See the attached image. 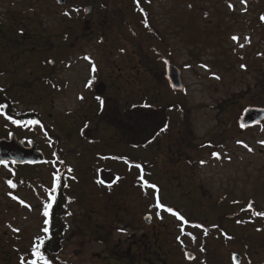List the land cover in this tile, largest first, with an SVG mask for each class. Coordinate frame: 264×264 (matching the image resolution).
Here are the masks:
<instances>
[{
	"label": "rangeland",
	"instance_id": "rangeland-1",
	"mask_svg": "<svg viewBox=\"0 0 264 264\" xmlns=\"http://www.w3.org/2000/svg\"><path fill=\"white\" fill-rule=\"evenodd\" d=\"M24 2L0 0V63L4 71L0 83L5 82L2 76L7 79L13 73L8 82L15 86V97L30 105L40 97L39 105H21L16 115L29 110L25 134L37 140L44 137L47 142L45 186L37 191L31 185L28 194L21 188L18 203L13 204L6 198L9 188L0 182V220L5 216L17 229H29V238L40 233L39 212L53 204L58 168L52 161L54 138L47 134L57 131L65 150L71 151L66 157L73 169L67 174L68 196L74 201L68 204L72 216L66 218L69 228L60 255L63 264H187L193 260H188L185 252L195 254L192 264H233L232 254L241 256V264H264V216L254 214L264 213V118L252 127L239 124L246 109L264 111V22L260 19L264 0H246V5L242 0H151L149 10L137 13L138 19L127 14L122 24L109 25L103 41L80 36L87 31L75 19L86 1L76 4L72 0L66 7L55 0ZM114 5L108 3L110 13ZM7 9L13 10L14 16H8L11 11L7 13ZM18 31L26 35L24 45ZM11 35L10 42L16 40V46L8 57L5 52H10L5 49L10 42L6 37ZM28 57L31 64H23ZM166 62L180 68L183 91L168 85ZM92 63L105 69L103 77L119 78L112 80L114 92L118 87L127 89L119 97L126 99L121 105L116 99L109 102L116 114H110L108 120L119 123L121 131L116 124L113 128L100 120L99 116H104L97 114L98 102L80 99L87 94ZM124 66L130 69L118 70ZM145 101L164 110L159 135L145 145L129 146L119 133L132 136L134 126L139 131L142 124L134 125L126 108L138 109ZM168 105L174 107L167 110ZM0 111L5 116L0 115V136L12 129L22 130L23 126L16 128L8 119H14L15 113L5 112L3 107ZM88 124L96 130L92 143L90 133L84 138ZM146 132L148 137L154 133L150 128ZM85 153L94 156V161ZM99 154L124 156L146 165L144 179L158 186L161 203L178 211L188 224L164 210L157 215L158 210L151 207L156 203L155 190L139 182L138 168ZM101 169L110 170L117 180L103 182ZM6 177V172L0 173V181ZM249 203L254 210L248 208ZM235 213L239 216L234 219ZM148 214L153 219L151 226L144 222ZM193 224L203 227L194 228ZM11 235L10 227L0 223L4 246L0 264H21L22 257L33 259L32 241L26 250L25 235ZM17 243L19 247L14 249Z\"/></svg>",
	"mask_w": 264,
	"mask_h": 264
},
{
	"label": "flooded vegetation",
	"instance_id": "flooded-vegetation-1",
	"mask_svg": "<svg viewBox=\"0 0 264 264\" xmlns=\"http://www.w3.org/2000/svg\"><path fill=\"white\" fill-rule=\"evenodd\" d=\"M29 1L30 0H27V2H26V0H25L24 4H27ZM55 1L59 6H62V4H65L64 5L65 7L71 6L73 4L72 0H67V1L65 0L64 2H63V0H60L61 3H58L57 0H55ZM75 1H76V4H78V3L81 4L82 1L88 2L86 5L81 4L82 5L80 7L81 14L78 18L75 19L76 24L78 26L86 28L87 32L83 33L80 36L82 39L87 40V41H92V40H96V39L103 41V39H104L103 35L107 31L106 28L109 27V25L112 26L115 23L118 25L122 24L123 23V16L127 15V14L130 17H132V20H136V18L137 19L139 18L137 13L140 14L142 12L141 9L149 10L150 4H151V0H139V3H137V0H75ZM111 2H114L115 5L113 6V10L110 13V10H109L110 5L108 6V3H111ZM12 4L15 7L20 6V4H15L14 2H12ZM87 8H89V10H90L89 13L87 12ZM72 9H73V7H72ZM123 9H126L127 11L126 10L124 11ZM9 11H11V13ZM82 11L84 12V14ZM8 12H9L8 16H14V14H15V13L12 14L13 10H11V9H7V13ZM127 12H129V13H127ZM20 15H22V14H20ZM12 30L13 29H11L10 31L8 30V32H9L8 34H10L12 32ZM17 34H22L19 37H21V39L23 40V41L21 40V42H23V45H24L25 44L24 38L26 37V35H24L23 31H18ZM14 37H16V36H14ZM11 38H12V35L10 37L9 36L6 37L8 42H10ZM15 46L16 45H14V47H13V44H9L8 48L5 49V51L10 52V53L5 52L6 55H8V57H9V55H11V52H13V48H15ZM1 49H4V48H1ZM37 49H38V46L34 47L35 53H37V51H38ZM30 60L31 59L29 57L26 58V60L24 61L23 64H25V65L31 64ZM167 63L168 62H166V65H167ZM36 64H37V66H40V64L38 62ZM93 64L96 65L95 63H92L91 68H89L91 71L90 73H92V74H91V77L89 79V84L87 85L89 87V88L87 87L88 88L87 94H82L80 97H83V99H81V98L80 99L82 101H89L88 99H90L91 101H95V102L99 103V101L97 100V97H101L104 100V105H107V107H110L109 102H113L114 99H116L118 101V102H116L118 104L123 103L126 99L123 100L119 97L123 96L126 93L127 89L120 90L122 88L118 87L116 89L117 92H114V90L112 88V86H114V83H112V80L119 79V78H117L116 76L115 77L111 76L110 72H112V71L108 72L111 77H109V78L103 77L102 74H104L103 70H105V69L100 67V66L99 67L95 66V71H93ZM2 69H3V66H1V63H0V75H2L4 72V71H1ZM123 69L125 71H128L130 68L124 66L123 68H119L118 70L122 71ZM39 70L44 72V69H39ZM131 70L133 71L134 68H132ZM94 72L97 76H99V74H100L102 76V78H98V77L93 76ZM12 77H13V74H12V76L10 75L7 79L5 76L1 77L2 78L1 80L5 81V82L0 83V89H2V91H0V107H3V110H5V112H8L10 114L12 112L15 113V116H13V118L18 121V123L15 124L16 128H19L20 126H23V128L20 131H18L19 129H15V130L12 129V130L6 131L4 135L0 136V141L1 140H8L9 141L12 139V135L15 134L16 137H14V138H16L18 141V143H16V145L19 148H21L22 151L31 149V147H33V144H34L35 149L40 151L43 154V160H44V158L46 160L45 152H46L47 142L45 141L44 137L41 136L42 138L37 140L36 138L32 139V138L28 137L27 134H25L26 132L24 131V126H26L27 123H24V122L27 121L29 111L27 109H23L18 114L19 116L16 115L17 114L16 108H18L21 105L28 107V106H30V104L26 103L27 101H25L24 98H19V97L17 98V96L15 97L14 91L12 90L13 88H15V86L12 84L11 81L8 82V80L12 79ZM44 77H45V74L43 75V77L39 76L38 80H40L41 78H44ZM99 79H102V80H99ZM107 80H110L111 84L107 83ZM100 82H105L106 83L105 85L107 88H106V91L103 95L97 96L96 87L99 84H101ZM135 87L136 86L132 85V88H135ZM39 100H40V97L33 100V103H31L32 106H34V104L39 105V102H38ZM44 103L45 102H43V104ZM133 104H138V103L134 102ZM119 105H121V104H119ZM129 105H131V103ZM0 115L5 117L1 113V111H0ZM19 122H21V123H19ZM11 123H12V121H11ZM87 123H88V121H87ZM105 124H108L109 126H111L113 128L115 127V124H116L117 125L116 128L120 129L119 123L118 124L117 123H111L109 120H107L105 122ZM85 127L88 128L87 131L89 130V132L86 131V134L84 133V138H85V136L88 137V133H90V136L88 137L89 142L90 143L95 142V136L93 135V132H94L93 128H90L92 126L89 125V127L88 126H85ZM120 131H121V129H120ZM125 133L126 132L119 133V134L124 136ZM135 134L138 135V132H136ZM52 139L55 142V146L53 148V155H54V158H56V159L53 158L52 161H55V163H57L58 161L62 162L64 164L62 167L66 168V169H63V171H64L63 173H59V169H57V171L55 173V175L59 176L60 179L58 182L55 181L54 185H57V186L55 187L54 191L52 190L55 199H54L52 207H51V212L56 211V213H58V214H64L63 216H64V218H66V216L68 214H71V216H72V213L68 210V204H70L71 202L74 201V199H72L71 197L68 196L69 192H70V183H69L70 178H68L67 174L69 172V169H70V171L73 169L68 165L66 155L68 152H71V151L65 150V148L63 147V137H62V134L60 132L56 131L52 135ZM97 140H100V139H97ZM128 140H131V139H128ZM133 143L135 144L136 142L133 141ZM84 155L85 156L87 155V157L91 158V160H92V158H94V156H91L88 153H85ZM96 156H98V155H96ZM100 156H102V158H113L117 161H125V162L127 159L124 156L123 157H119V156L116 157L113 155H101V154H99V157ZM124 158H126V159H124ZM43 160H42V162L37 163V164L28 163V162L21 164V163H15L12 161H7V164H0V173L6 172V174L8 176V178L6 177L4 180L0 181V182L4 183V185L6 187L9 188L8 189L9 193L6 197V198H8V202L13 203V204L18 203L17 193H19L21 188H25L24 191H26V192L28 191L27 194L30 192L31 185H33V187L37 191H39V190L43 191L44 190V186H45V184H44L45 183V181H44V178H45V176H44V163L45 162ZM93 161H94V159L92 160V162ZM128 165L130 167H135L136 164H135V162H129ZM138 169H139V171H141L140 168H138ZM99 177L101 178V180L103 182H108V183H111V182H114L117 180V178L108 169L99 170ZM8 180H11L14 184H16V187L15 188L11 187V185H9L7 183ZM139 182H141L140 179H139ZM149 184H154V183H152V181H150ZM53 188H54V186H53ZM58 201H60V203H61L62 210L59 209ZM28 202H29V200H28ZM21 205H22V203H21ZM23 206H25V205H23ZM12 207L13 206H10L9 211L11 210ZM28 209H29V206H28ZM252 210H254V208H252ZM39 215H40L39 216L40 221L42 220L41 221L42 224L39 228L40 233L37 236L34 235L30 238L28 236L29 229H27V228H25L22 231L21 230H19L18 232L15 231V229H17V228H16V225H14L16 223H14L13 220L9 219V221H7L6 220L7 218L4 216L0 220V223H3L5 225H7L8 227H10V230L12 231L11 236L15 235V238H18L20 232L25 235V239L27 240V242H23V244L27 245L26 250L30 249V246L28 247L29 240L32 241V243H31L32 248H34L35 243H39L37 238H42L44 240V244L42 246V248H44L46 245V237L49 236L50 234H53V233L55 235L54 238L57 241V243H60L61 242L60 236H56V228L54 227L53 222H52V213H50L48 215V217H46L44 215V212L40 211ZM235 218L236 217H234V219ZM14 219H17V218H14ZM46 220L48 221L47 224L45 223ZM45 227H47L49 229L47 234L43 232V229ZM156 236H157V233H156ZM18 240H20V239H18ZM64 242H65V239H64ZM18 245H19V243L15 244L14 249H18L17 248V247H19ZM0 248H2V249L4 248L2 242L0 243ZM160 249H163L162 246L160 247ZM194 261H195V259H193V261H189V262L187 261L188 262L187 264H192Z\"/></svg>",
	"mask_w": 264,
	"mask_h": 264
},
{
	"label": "trees",
	"instance_id": "trees-1",
	"mask_svg": "<svg viewBox=\"0 0 264 264\" xmlns=\"http://www.w3.org/2000/svg\"><path fill=\"white\" fill-rule=\"evenodd\" d=\"M10 44H13V47H14V45L16 44V40L11 41ZM178 105L180 106L181 104L178 103ZM173 107H174L173 105H168L166 109L171 110ZM126 110H127L126 115L128 119H131L132 120L131 122H134V125L136 124L138 126L142 124L139 127L138 135L135 134V130L136 131L138 130L136 129L134 125H133L134 132L132 133L130 132L132 134V138H134L137 141L138 145H140L141 143L145 145L150 140L155 139L156 135L159 134V131L161 129L160 127L161 119L165 115L164 110L162 109L161 105L160 106H152V105L149 106L146 104H141L138 109H135L134 107H130V108H126ZM110 114L111 115L116 114L113 108L106 107V106H103V108L100 107L98 116L99 115L104 116V117L99 116L100 120L104 122V124L108 120V116ZM149 128L152 132H154L153 135L150 137H148L149 134L148 132H146V130ZM94 130L95 129H93V131ZM128 133L127 132L125 133L127 134V136H125L126 139H130V135ZM60 201H58V205H59V209L62 210ZM51 213H52V222H53L54 227L56 228V236H60L61 242L57 243V241L54 238L55 237L54 233L50 234L49 236L46 237V245L44 248H42V251L44 252V255L50 261V264H63L61 262L60 255L65 247L64 239L66 238L65 235L69 227L64 219V216H63L64 214H58L56 213V211L51 212ZM235 215L238 218L239 214L235 213Z\"/></svg>",
	"mask_w": 264,
	"mask_h": 264
},
{
	"label": "water",
	"instance_id": "water-1",
	"mask_svg": "<svg viewBox=\"0 0 264 264\" xmlns=\"http://www.w3.org/2000/svg\"><path fill=\"white\" fill-rule=\"evenodd\" d=\"M60 3L61 1L58 0ZM65 0H63L64 2ZM87 12L90 10L87 8ZM264 16V15H262ZM264 21V20H263ZM167 79L174 90H184V84L181 78V71L173 64H169L167 66ZM106 86L101 83L96 87V94L101 95L106 91ZM264 118V111L256 110V109H246L239 121L241 128H247L258 124ZM0 159L3 161H16V162H31V163H39L42 159V155L39 151L35 149V145L29 150L22 151L16 145L14 141H1L0 142ZM149 215L144 217V221L146 224H152V217L148 219ZM186 258L188 260H193L195 255L191 252L186 253ZM241 256L238 254H234L232 257L233 264H241Z\"/></svg>",
	"mask_w": 264,
	"mask_h": 264
},
{
	"label": "snow or ice",
	"instance_id": "snow-or-ice-1",
	"mask_svg": "<svg viewBox=\"0 0 264 264\" xmlns=\"http://www.w3.org/2000/svg\"><path fill=\"white\" fill-rule=\"evenodd\" d=\"M137 3H139V0H137ZM242 3H245V5H246V0H242ZM189 7H191V5H189ZM229 7H232V5L230 4ZM244 10H245V11L247 10L246 7H245ZM77 11H78V10H77ZM141 11H143V9H141ZM65 15H69V13H65ZM260 19H261V20H264V16H261ZM232 39H233V40H237L238 37L233 36ZM245 39L250 43V39H249V38L246 37ZM239 46H240V47H243L244 45L241 44V45H239ZM85 59H90V58H89V57H85ZM203 67L207 68V65H203ZM241 67L244 68V67H246V66H245V65H241ZM93 71H95V65H94V64H93ZM215 78H216V79H219L220 77H219V76H215ZM0 91H2V89H0ZM80 98L83 99V97H80ZM97 100L99 101V103H100V105H101V108H103L104 100H103L101 97H97ZM8 119H12V117L9 116ZM13 122H14V123H18V121H15V120H14ZM33 123H39V122H38V121H34ZM237 143H243V142H242V141H237ZM261 143H264V141H261ZM244 147H245V148H248V151H252V149L249 148L248 145L245 144ZM213 155L219 157V153H214ZM124 159H126V158H124ZM229 159H230V157H229ZM53 163H55V161H53ZM201 163H204V162L201 161ZM0 164H7V161L0 160ZM135 167L140 168L141 171H143L141 165H135ZM69 171H70V169H69ZM59 179H60L59 176H54V180H55V181L58 182ZM139 179H140V181L142 182V185H143L144 187H150V188H152V189L155 190V193H156V195H155V201H156V203H155L154 205H152L151 207H155V208L158 210V211H157V215H158V216H159V214H160V213H159V210H164V211H166V212H168V213H171V214H173L174 216L178 217V219H179L180 221H182L184 224H188V220H186L185 217L182 216L178 211H174L173 208H171V207H166L165 204L161 203L160 190H159V188H158V186H157L156 184H149V182H148L147 180L144 179V176H143V175H141V176L139 177ZM7 183H8L9 185H11V187H13V188L16 187V184H14L11 180H8ZM56 186H57V185H54L53 191L55 190V187H56ZM52 199L54 200L55 197L53 196ZM20 202H21L22 204L24 203L23 201H20ZM51 207H52L51 204H47V205H46V209H45V212H44V215H45V216H48V215H49L47 209H50ZM251 207H252V204L249 203L248 208H251ZM254 214L257 215V216H264V213H262V212H255ZM147 218H148V219H151V215H149ZM161 218H162V217H161ZM45 223L47 224L48 221L46 220ZM192 227H194V228H201V227H203V226L200 225V224H193ZM181 230H182V229H181ZM15 231L18 232L19 229H15ZM48 231H49V229H48L47 227H45V228L43 229V232L46 233V234L48 233ZM120 231H125V230H124V229H120ZM206 234H207V230L205 229V235H206ZM188 235H191V233H188ZM178 239H179V237H178ZM192 239L195 240V237L193 236ZM37 240L39 241V243H35V244H34V249L32 250V253H31L32 256H33L34 258L31 259L30 261H26V260L22 257V258H21V264H40L41 261L43 262V264H50V261H49L48 258L44 255V252L42 251V246H43V244H44V240H43L42 238H37ZM202 250H203V249H202Z\"/></svg>",
	"mask_w": 264,
	"mask_h": 264
}]
</instances>
